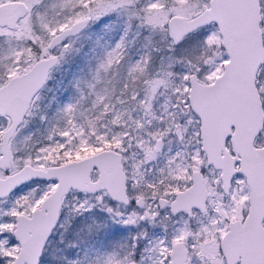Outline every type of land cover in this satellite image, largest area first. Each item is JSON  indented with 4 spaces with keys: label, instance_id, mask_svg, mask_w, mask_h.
Instances as JSON below:
<instances>
[{
    "label": "snow or ice",
    "instance_id": "obj_1",
    "mask_svg": "<svg viewBox=\"0 0 264 264\" xmlns=\"http://www.w3.org/2000/svg\"><path fill=\"white\" fill-rule=\"evenodd\" d=\"M19 2L0 0V39L24 41L0 55V264H54L47 248L63 227L62 211L80 215L96 207L115 222L152 226L168 209L164 219L173 227L169 234L165 225L162 238L139 234L131 250L87 261L64 257V264H264V0H193L194 11L192 3L182 6L178 0H69L68 25L41 22L47 37L33 25L35 5L27 11L9 7ZM155 6L161 11L148 10ZM116 16L126 17L129 29L135 24L158 34L165 48L155 50L176 55L171 70L151 81L152 91L162 87L168 98L163 127L148 133L151 141L137 144L146 161L155 159L161 140L183 148L169 158L168 175L155 184L130 171L131 140L119 135L96 136L99 143H90L108 145L109 152L87 161L67 159L76 143L68 144L67 130L50 133L47 146L19 147L50 68L70 50V35ZM37 19L42 21L39 12ZM181 22L184 30L177 33ZM125 48L126 36L98 65L97 76L108 72L117 50ZM186 50L195 54L181 55ZM150 59L141 57L130 74L143 77ZM138 98V92L130 96ZM73 111L72 105L64 109L69 117ZM55 150L61 158L49 162L47 154ZM38 184L47 187H33ZM21 186L31 191L12 200ZM194 192L199 198L189 204ZM112 202L117 210L108 206Z\"/></svg>",
    "mask_w": 264,
    "mask_h": 264
},
{
    "label": "trees",
    "instance_id": "obj_2",
    "mask_svg": "<svg viewBox=\"0 0 264 264\" xmlns=\"http://www.w3.org/2000/svg\"><path fill=\"white\" fill-rule=\"evenodd\" d=\"M25 1L27 0H20L19 3ZM33 5L36 6L32 13L33 25L36 31L45 37L48 33L42 32L41 22L56 27L73 15L69 0H37L31 6ZM37 12L42 14V21L37 19ZM85 30L69 38L70 50L50 71V79L41 90L40 98L32 104V116L18 138L21 149H28L33 145L36 148L47 146L50 133L55 134L62 130L69 132L70 145L76 142L78 159L109 149L108 145L95 147L94 143H99L96 136L108 132L110 139L111 136L121 133L124 129L123 122L131 118L134 112L132 105H135L136 100L130 99L131 94H145L151 81L163 77L171 70L169 65L175 63L174 53L155 50L165 48L164 44H158L159 35L138 29L135 24L129 29L126 17L116 16L106 24L97 22ZM125 36L126 48L117 50V59L109 71H101L97 76L98 65L105 61L107 54L113 52L115 45ZM23 43V40L14 38L0 39V55L11 53L14 49L22 47ZM120 54L122 59L119 58ZM143 56L151 57L150 67L143 77L136 79L139 74H130V68ZM125 84L128 85L127 89ZM67 105L74 106L70 117L64 112ZM105 105L108 106L107 111ZM69 118L71 125L68 124ZM29 136L31 139L26 144L24 138ZM80 139L85 141L90 151L77 148V140ZM49 152L56 154L48 157L49 162L58 159L59 150ZM71 159L75 158H69ZM88 213L79 216L72 223L71 231L69 228L65 230L64 237L66 232H70L67 240L64 238L61 243L57 242L56 248L51 247L55 253L53 257L49 255V259L54 264H64V257L70 260H95L106 252L128 250L127 244H122L121 247L116 244L117 241L121 243L124 240L122 231H113L107 220L96 210ZM76 251L80 255L73 257Z\"/></svg>",
    "mask_w": 264,
    "mask_h": 264
},
{
    "label": "rangeland",
    "instance_id": "obj_3",
    "mask_svg": "<svg viewBox=\"0 0 264 264\" xmlns=\"http://www.w3.org/2000/svg\"><path fill=\"white\" fill-rule=\"evenodd\" d=\"M36 1L37 0H27L24 3L13 4V5H10L9 7H15V9H23L24 11H27V9L32 4H34ZM178 3L182 6L188 5L189 3H192L191 11H194V9H195V4H194L193 0H178ZM148 10L154 11V12L161 11V9L158 6L150 8ZM69 18L70 17H67L65 19V22H61L58 25H68ZM156 35H158V34H156ZM158 38H159L158 44L161 45L162 43L160 42V36H158ZM8 54H10V52ZM194 54H195V50H186V51L181 53V55H184V56H192ZM141 99L143 100V103H141ZM167 99H168L167 95L164 93V89L162 87L160 89H158L157 92H153L152 87H151V83H150L148 85V89L145 92V94L140 95L139 98L136 100L135 105H132V109L134 112L132 113L131 118H129L123 122L124 129L121 131V133L116 134V135L122 136L125 140H129V139L131 140L132 147L129 149L127 156H128V164L132 166V171H134L137 167V166H135V164H136L135 160L138 158L140 159V154L138 153V150H136L137 148H139V147H137L138 142L143 143V142L151 141V137L148 135V133L149 132L156 133L158 130H161L163 127V125L161 124V120L164 119L165 117H167V112H166ZM137 122H139V123H137ZM105 133H108V132H105ZM125 133H127V134L125 135ZM67 141H68V144L70 145L71 141H70L69 137H67ZM77 141L79 142V144L77 145V148H79V149L81 148L84 151H90L89 146L87 147L84 140L80 139ZM162 141H163V143H162L163 147L160 149V151H161V155L163 156L165 161H168L170 157L176 156L177 152L183 151L182 146L180 144H178L176 141H173L171 144H169L167 142V139H164ZM154 143L155 142L153 141L150 146H153ZM144 146H149V145L144 144ZM55 155L56 154L49 152V154H47V159H48V157L55 156ZM72 157L75 159H71V160L78 159L76 149L67 155V159L72 158ZM60 158L61 157L59 155L58 159H60ZM179 159L180 158L177 157L178 163H179ZM144 171L145 170H140L139 172L143 173ZM175 179H183V176H176ZM33 187H37V188L43 190L44 188L47 187V184L33 185ZM28 191H31V188L22 187V188L16 190L13 194H11V199L14 200L15 198H18L20 195L26 194ZM108 206L113 207L114 210H117V205L114 204L113 202L109 203ZM93 209L96 210L97 212H99V214H101L107 220L109 225L112 226V228L114 230L122 231L124 233V238H123L124 240H122L121 243L120 242L118 243V241H117V243H116L117 246L121 247L122 244H127L129 246L128 250H131V246H132L134 238H135L134 231H136L137 234H139V233L141 234L144 232L145 225H143V224H141V225H124L122 223L115 222L113 217L111 216V214H109L105 209H101L99 207H96ZM118 210L121 211L122 213H124L125 215L129 214L128 210L125 208H119ZM84 214H87V213H83L80 215H72L69 213L68 208H65L62 211L61 219H60V223L63 225V227L58 229V231L56 232V237L58 239H60L62 236L65 235V230H67V228L72 227V224H71V226H69L71 219H72V223H74V221L79 216H82ZM163 217L164 216H162L159 219V222L165 221V219ZM176 226L179 227V225H176ZM146 243L147 242H145V244ZM56 244H57V242L51 241V243L48 245L47 250H48L50 257H53L54 253H55V251H52L51 247L56 248ZM139 252H143V249H140ZM139 252L137 253L138 259H139ZM69 255H70V252H69ZM79 255L80 254L76 251L72 256L76 257ZM75 260H83V259H75Z\"/></svg>",
    "mask_w": 264,
    "mask_h": 264
},
{
    "label": "flooded vegetation",
    "instance_id": "obj_4",
    "mask_svg": "<svg viewBox=\"0 0 264 264\" xmlns=\"http://www.w3.org/2000/svg\"><path fill=\"white\" fill-rule=\"evenodd\" d=\"M160 143L162 144L163 141L161 140ZM154 146V145H153ZM162 148V147H161ZM160 148V149H161ZM158 151V153H156V157L155 159H151V160H145V154L144 152L141 150V148H137L136 150H138V153L140 154V159H136L135 160V166H139V167H136V169L134 171H132V168L130 169V171L132 172H136V171H140V170H145L143 172L144 174V179L148 182H151V183H158L160 180H162L164 177H166L168 175V161H165L163 156L161 155V151ZM104 150V149H103ZM107 150V149H105ZM77 160V159H76ZM143 162V163H142ZM164 169V173L163 175L161 174L160 172V169ZM24 187V186H22ZM20 187V188H22ZM19 188V189H20ZM18 190V189H17ZM15 192V191H14ZM190 204V203H189ZM168 211V209H164L161 211V216H164L166 215V212ZM164 218V217H163ZM72 224V219L69 223V226H71ZM109 224V223H108ZM167 225L168 228H169V233L171 232V229L173 227L172 223L169 222L168 220H165L163 222H157L155 223L153 226L152 225H145V229H144V232L146 231L148 233V239H157V238H162L165 233H164V226ZM68 226V227H69ZM180 226V225H179ZM112 227V226H111ZM69 231L72 230V228L70 227L68 229ZM113 231H116L112 228ZM138 230V229H137ZM67 235L66 237L62 236L60 239H58L56 237L55 240H53V242H59L61 243L63 241L64 238H68V234L70 232H66ZM140 234V233H139ZM139 234H137L136 231H134V235H135V238L139 236ZM54 235L56 236V233H54ZM144 242H147V240H145Z\"/></svg>",
    "mask_w": 264,
    "mask_h": 264
},
{
    "label": "water",
    "instance_id": "obj_5",
    "mask_svg": "<svg viewBox=\"0 0 264 264\" xmlns=\"http://www.w3.org/2000/svg\"><path fill=\"white\" fill-rule=\"evenodd\" d=\"M11 8H14L15 9V7H11ZM70 26V25H69ZM183 22H181V23H178L177 25H176V27H175V31L177 32V33H180V32H183ZM83 31V30H82ZM82 31H79V32H74V33H72L71 35H70V37L69 38H73V37H75V36H77V35H79ZM57 34H59V33H57ZM56 65V64H55ZM55 65L54 66H52L51 68H50V71L55 67ZM102 152H104V153H107V152H109V149H107V150H100V151H98V152H96V153H93V154H91V155H89V156H86V157H84V158H81V159H77V160H79V161H87V160H91V159H94L96 156H98V155H100ZM41 171H43V169H41ZM22 187V186H21ZM20 188V187H19ZM18 188V189H19ZM17 190V189H16ZM15 190V191H16ZM199 198V193L198 192H194V193H192V194H190V196L188 197V203H190V204H195V202H196V200ZM114 204H115V202H113Z\"/></svg>",
    "mask_w": 264,
    "mask_h": 264
}]
</instances>
